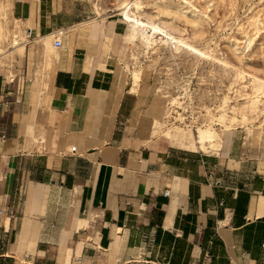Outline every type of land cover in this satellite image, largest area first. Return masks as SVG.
<instances>
[{
  "label": "crops",
  "instance_id": "1",
  "mask_svg": "<svg viewBox=\"0 0 264 264\" xmlns=\"http://www.w3.org/2000/svg\"><path fill=\"white\" fill-rule=\"evenodd\" d=\"M3 5L17 25L0 45V264H264V134L245 144L235 130L211 153L167 135L142 146L118 126L119 67L103 46L112 20L68 0ZM24 46L30 65H18ZM27 79L31 97L13 92ZM7 93L19 101L5 105ZM41 93L50 130L27 124Z\"/></svg>",
  "mask_w": 264,
  "mask_h": 264
},
{
  "label": "rangeland",
  "instance_id": "2",
  "mask_svg": "<svg viewBox=\"0 0 264 264\" xmlns=\"http://www.w3.org/2000/svg\"><path fill=\"white\" fill-rule=\"evenodd\" d=\"M4 1L0 0L2 50L10 48L17 25L6 15ZM126 1L68 0L82 16L112 20L103 46L113 51L119 67L123 108L118 126L127 127L142 146L168 144L162 135L169 133L191 149L211 153L235 130H240L245 144H257L251 141L264 134V0H140L141 8L132 6L125 15L118 8ZM132 26L139 28L137 32ZM142 26L149 28L147 34ZM24 31L17 36L26 45L30 41L25 42ZM127 32L131 42L125 39ZM64 34L65 30L59 37ZM32 52H25L24 46L18 65L25 60L30 65ZM36 69L35 76L45 84L46 67L39 62ZM30 83L20 82L17 92L31 97ZM43 97H33L29 129L32 121L38 128L48 121L49 130L52 127L51 113L41 118ZM137 102L129 124L126 117ZM202 131L213 134L211 141L203 148L191 146Z\"/></svg>",
  "mask_w": 264,
  "mask_h": 264
},
{
  "label": "bare ground",
  "instance_id": "3",
  "mask_svg": "<svg viewBox=\"0 0 264 264\" xmlns=\"http://www.w3.org/2000/svg\"><path fill=\"white\" fill-rule=\"evenodd\" d=\"M135 7V9H140L141 8V5H140V0H127L125 3H122V5L118 8V10H122L123 11V13L122 14H125V15H127V12H129L130 11V9H131V7ZM123 8L125 9V10H123ZM127 11V12H126ZM122 17L125 19V17L122 15ZM127 21V20H126ZM139 24H141V22H138ZM131 25V24H130ZM141 28V27H140ZM131 30H134V31H136L137 32V30L139 29V28H137V27H134V26H132L131 28H130ZM136 29V30H135ZM142 32L144 33V34H147L148 32H149V28L148 27H145V26H142ZM125 39H126V41H129V42H131L132 41V38L129 36V35H127L126 37H125ZM18 39H16V40H14L12 43L13 44H17V41ZM20 43L21 42H23L24 43V41L22 40H20L19 41ZM138 105H139V103H137V105H136V107H135V112H134V116L136 115V113H137V107H138ZM167 136L169 137V138H173V139H176V137H174L173 135H169V133L167 134ZM212 137H213V134L210 132V131H207V132H205V131H202V132H200V134H199V136H198V139L196 140V141H193L192 143H191V146H193V147H195L196 146V143H198V146L199 147H204L205 146V141H211V139H212ZM188 146H189V144H188Z\"/></svg>",
  "mask_w": 264,
  "mask_h": 264
},
{
  "label": "built area",
  "instance_id": "4",
  "mask_svg": "<svg viewBox=\"0 0 264 264\" xmlns=\"http://www.w3.org/2000/svg\"><path fill=\"white\" fill-rule=\"evenodd\" d=\"M25 37L27 38V40L25 42L30 41V39H29L30 38V29H26V31H25ZM54 46L56 48H60L62 46L61 37H59L58 35L55 36V38H54ZM27 81H29V79H27ZM21 82H24V81H21ZM18 88H19V86L16 85V87L14 89H12L13 92L18 93L17 92ZM8 96H10V95H8V93H7V97L4 100V104L5 105L11 104L12 102H18L19 101L17 99V97H13V99H9ZM0 137L1 138H4L5 137V134L4 133H1ZM75 151H76V147L75 146H72L70 148V152L75 153ZM163 194L164 195H168L169 194V190L168 189L163 190ZM2 213H3V210L0 209V215ZM77 261H79V258L77 259Z\"/></svg>",
  "mask_w": 264,
  "mask_h": 264
}]
</instances>
